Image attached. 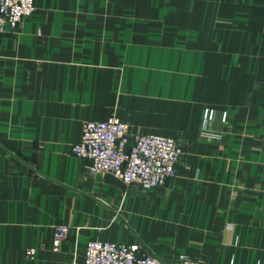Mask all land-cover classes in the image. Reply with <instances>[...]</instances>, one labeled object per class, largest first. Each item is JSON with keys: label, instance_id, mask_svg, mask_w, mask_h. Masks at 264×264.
<instances>
[{"label": "crops", "instance_id": "obj_1", "mask_svg": "<svg viewBox=\"0 0 264 264\" xmlns=\"http://www.w3.org/2000/svg\"><path fill=\"white\" fill-rule=\"evenodd\" d=\"M111 116L179 140L176 176L90 174L71 146ZM93 239L264 264V0H34L0 34V264H83Z\"/></svg>", "mask_w": 264, "mask_h": 264}, {"label": "built area", "instance_id": "obj_2", "mask_svg": "<svg viewBox=\"0 0 264 264\" xmlns=\"http://www.w3.org/2000/svg\"><path fill=\"white\" fill-rule=\"evenodd\" d=\"M34 9V0H0V34L6 27L14 31ZM211 116H206L205 121ZM214 135L211 132H204ZM74 156L89 160L90 174L108 172L126 184L147 188L163 186L177 174L176 165L183 155L179 140L154 133L132 132L118 117L86 120L80 138L71 146ZM69 227H54L51 245L59 250ZM34 249L26 250L33 256ZM83 264H164L154 254L141 251L138 244L89 240L83 251ZM178 264H195L187 253L178 254Z\"/></svg>", "mask_w": 264, "mask_h": 264}, {"label": "rangeland", "instance_id": "obj_3", "mask_svg": "<svg viewBox=\"0 0 264 264\" xmlns=\"http://www.w3.org/2000/svg\"><path fill=\"white\" fill-rule=\"evenodd\" d=\"M34 10V9H33Z\"/></svg>", "mask_w": 264, "mask_h": 264}]
</instances>
